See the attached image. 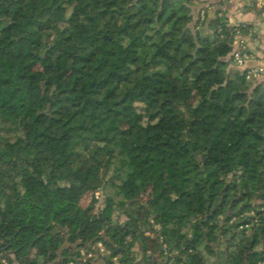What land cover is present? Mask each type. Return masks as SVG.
Wrapping results in <instances>:
<instances>
[{
    "label": "trees",
    "instance_id": "obj_1",
    "mask_svg": "<svg viewBox=\"0 0 264 264\" xmlns=\"http://www.w3.org/2000/svg\"><path fill=\"white\" fill-rule=\"evenodd\" d=\"M197 1L0 0L1 259L66 264L101 242L134 264L139 241L144 262L185 264L193 249L189 264H206L199 238L222 246L216 264H264V83L225 76L235 27H190ZM127 123L143 142L125 145ZM81 158L91 173L73 170ZM107 189L127 221L100 231L79 202ZM150 218L160 229L146 236Z\"/></svg>",
    "mask_w": 264,
    "mask_h": 264
},
{
    "label": "rangeland",
    "instance_id": "obj_2",
    "mask_svg": "<svg viewBox=\"0 0 264 264\" xmlns=\"http://www.w3.org/2000/svg\"><path fill=\"white\" fill-rule=\"evenodd\" d=\"M233 62V60H231ZM196 72V71H195ZM211 80L215 81V85H219V83L222 82V80L224 81V75L223 74H218V75H213L211 77H209ZM208 78V79H209ZM247 81H251L254 82L252 80H247ZM169 87V84L166 86ZM173 89V97L175 99V101L180 102L182 104H184L185 106H189L191 104L194 103L195 100V94L193 92H188V93H184L181 94L179 93L175 88ZM124 129V142L126 146H130L132 143H141L144 140V133L142 131V129L140 128L139 125L133 124V123H127L124 124L123 126ZM9 138L10 142L14 141V138L11 134H3ZM94 166V162L91 159H84L81 158L80 160H78L74 165H73V170L74 171H79L81 173H85V172H89L91 173L92 169ZM89 184L93 187V188H99L101 186V182L100 181H94V180H90ZM77 189L76 188H72L71 190V198L74 199L75 195L77 193ZM107 200L108 199H113V204L108 206L107 200H105V198L101 195V193L98 191L93 192H88L87 194H85L79 202V205L81 208L83 209H89V215L90 217L94 220L95 223V227L98 230H102L103 226L107 223V222H112V223H118V224H123L125 221H127V216L126 214L123 212V210H120V208L118 207L117 203L121 201L120 196H112V194L110 193V190L107 189L106 190V196ZM145 199L144 197L139 198V201L137 203H130L127 204V208L126 211L133 217H135L136 212L138 210L139 207V203L143 202ZM49 211L51 212V210L49 209ZM160 229V226L157 222L156 219L150 218L148 220V225L146 226V228L144 229V235H148V236H153V235H157V231ZM126 242L131 241V237H126ZM199 243V238H195L192 242V246H196L198 251H200V253L203 255V257H205L206 260V264H216L215 263V254L216 253H220V251L222 250V246H219L217 248H212L210 246H200ZM178 244H180V242L178 241ZM96 245V244H93ZM142 248H143V243L142 242H137L135 243L134 248L131 250L132 253L137 257V259H141V255H142ZM106 249V248H105ZM79 250H83L85 254H87L89 252V249H85V248H78L75 251L78 253ZM109 251L108 254V258L110 259L112 255H114L112 253L111 250L107 249ZM194 252L193 249H191V251H188V254H184L183 255V262L185 264H189L190 261V256L189 254ZM117 255L119 258V260L121 261L123 258V254L122 253H118L115 254ZM10 260L12 262V264H27V261L25 259H21L19 261H16L14 259V257L12 255L9 256ZM221 256H220V260H221ZM111 264L112 261L110 259ZM144 260H140L139 264H143ZM91 264H107L106 261L104 259H101L100 257L96 258L95 261H91ZM127 264V263H125Z\"/></svg>",
    "mask_w": 264,
    "mask_h": 264
},
{
    "label": "crops",
    "instance_id": "obj_3",
    "mask_svg": "<svg viewBox=\"0 0 264 264\" xmlns=\"http://www.w3.org/2000/svg\"><path fill=\"white\" fill-rule=\"evenodd\" d=\"M264 1L256 2L254 0H198L196 5L191 8L192 21L190 27H193L198 16L203 14L207 16L206 24L209 19L215 16H222L227 20V25L236 27L241 25L245 29L244 40L252 58L247 60L243 66L238 67L229 60V55L225 58V76L233 77L236 72L248 70L253 67L264 68ZM254 83H264V73L252 79ZM145 244H143V248ZM140 260L150 255V251H143ZM147 252H149L147 254ZM106 261V259L103 257ZM95 261V260H94ZM139 262L137 264H139ZM108 264V262L106 261Z\"/></svg>",
    "mask_w": 264,
    "mask_h": 264
},
{
    "label": "built area",
    "instance_id": "obj_4",
    "mask_svg": "<svg viewBox=\"0 0 264 264\" xmlns=\"http://www.w3.org/2000/svg\"><path fill=\"white\" fill-rule=\"evenodd\" d=\"M255 3L260 1L262 3L264 0H254ZM200 18H203V14L200 16ZM235 32V38L233 42V50L231 52V58L233 60V64L241 67L244 65V63L252 58V55L246 46V41L244 40L245 34H242L241 30L239 27H235L234 29ZM264 73V68L263 67H253L247 70L246 73V79L247 80H252L259 75ZM148 236V235H146ZM159 244L161 251L163 252V255H167L168 253V246L163 242V238L159 236ZM96 245H92L89 248V252L87 254L84 253L83 250H79V252L75 253V255L72 256L68 260L66 264H86L88 261H94L96 258L100 257L103 259V257L106 259L108 264H111L110 259L113 264H125L124 262L120 261L117 255H112L111 258H108L109 251L105 249V247L102 245L101 242L95 243ZM149 252H147L148 254ZM143 264H150L147 262H144Z\"/></svg>",
    "mask_w": 264,
    "mask_h": 264
},
{
    "label": "flooded vegetation",
    "instance_id": "obj_5",
    "mask_svg": "<svg viewBox=\"0 0 264 264\" xmlns=\"http://www.w3.org/2000/svg\"><path fill=\"white\" fill-rule=\"evenodd\" d=\"M0 264H9V262L7 260H5V259H1L0 258Z\"/></svg>",
    "mask_w": 264,
    "mask_h": 264
},
{
    "label": "water",
    "instance_id": "obj_6",
    "mask_svg": "<svg viewBox=\"0 0 264 264\" xmlns=\"http://www.w3.org/2000/svg\"><path fill=\"white\" fill-rule=\"evenodd\" d=\"M263 9H264V6H263ZM114 226H120V227H124V226H121L120 224H118V223H115L114 224ZM139 261H137L136 263H134V264H137Z\"/></svg>",
    "mask_w": 264,
    "mask_h": 264
}]
</instances>
